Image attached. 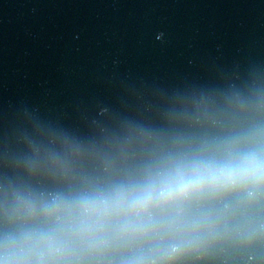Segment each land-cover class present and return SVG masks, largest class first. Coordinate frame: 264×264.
I'll return each mask as SVG.
<instances>
[{"label":"clouds","instance_id":"1","mask_svg":"<svg viewBox=\"0 0 264 264\" xmlns=\"http://www.w3.org/2000/svg\"><path fill=\"white\" fill-rule=\"evenodd\" d=\"M264 185V156L243 153L221 164L178 169L140 190H118L108 197L83 198L69 203L59 198L42 206L54 227L7 236L0 241V264H60L69 259V244L91 250L109 246L110 238H137L154 231L152 210L179 208L195 194ZM147 218V219H145ZM178 251L172 246L171 252Z\"/></svg>","mask_w":264,"mask_h":264}]
</instances>
